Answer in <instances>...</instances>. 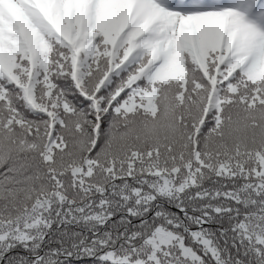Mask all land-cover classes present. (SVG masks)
<instances>
[{"label": "snow or ice", "instance_id": "1", "mask_svg": "<svg viewBox=\"0 0 264 264\" xmlns=\"http://www.w3.org/2000/svg\"><path fill=\"white\" fill-rule=\"evenodd\" d=\"M0 264H264V0H0Z\"/></svg>", "mask_w": 264, "mask_h": 264}]
</instances>
